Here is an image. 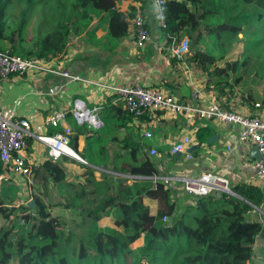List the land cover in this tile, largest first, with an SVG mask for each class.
Instances as JSON below:
<instances>
[{
  "label": "trees",
  "instance_id": "trees-1",
  "mask_svg": "<svg viewBox=\"0 0 264 264\" xmlns=\"http://www.w3.org/2000/svg\"><path fill=\"white\" fill-rule=\"evenodd\" d=\"M118 2L0 0V48L21 57L53 59L67 51L71 38L82 37L114 52L129 36L135 16L134 8L126 13ZM14 4L21 8L12 17L8 10ZM163 17L167 45L189 40L184 59L170 55L171 67L184 61L224 106L231 107L238 97L253 111L256 103L264 109V0H165ZM99 30L104 35L99 37ZM239 42L242 51L228 59ZM252 65L261 89L243 84ZM102 117L98 128L78 123L67 112L74 127L70 144L87 162L78 161L82 171L75 179H68L65 161L71 159L63 156L32 165L25 199L18 185L0 181V264H249L264 229L251 217L263 205V189L238 183L231 188L241 197L212 193L179 209L171 189L153 179L160 173L159 162L149 157L137 131H126L119 146L104 142V133L126 129L133 119L123 101L107 107ZM62 130L59 125L48 132ZM80 135L87 139L82 150ZM212 136L209 127L195 132L200 143H211ZM32 143L29 137L28 152ZM122 173L136 177L129 182ZM146 199L155 201L154 212ZM55 208L60 212L54 213ZM105 217H113L114 225H101ZM141 236L143 244L132 247Z\"/></svg>",
  "mask_w": 264,
  "mask_h": 264
},
{
  "label": "crops",
  "instance_id": "crops-1",
  "mask_svg": "<svg viewBox=\"0 0 264 264\" xmlns=\"http://www.w3.org/2000/svg\"><path fill=\"white\" fill-rule=\"evenodd\" d=\"M118 6L126 13L134 8L135 15L143 14L150 32V40L143 47L136 45L133 18L130 19L129 36L114 52L91 44L82 37L71 38L67 51L61 57H55L50 61L84 79L69 81L58 73L43 75L30 73L0 78V113L5 116L27 118L33 124L45 123V131L48 132L53 127L49 124V117L56 110L64 109L72 112V116L77 121L73 113L76 99L84 101L85 107L91 111L97 107V113L103 125L102 112L121 100L113 87L123 86L130 81L164 89L181 102L198 103L215 96L213 92L204 89V77L194 73L184 61L178 62L175 67L170 66V55L174 54L170 50L171 46L166 44V35L161 30L155 0H119ZM104 33V30H99L98 36ZM186 55L179 59H184ZM111 97H113L112 100H109ZM229 103L235 110L253 111L243 99L238 97L233 98ZM65 123L73 131L74 127L67 119ZM78 123L94 126L88 122ZM200 126L213 130L211 143H200L195 139V132ZM131 129L139 133L148 154L151 147H156L158 150L161 160L153 159L149 154L153 161H158V164L164 167V171L159 168L158 176L168 173L196 175L203 171H213L229 178L231 186L245 182L261 187L264 192V186L256 181L255 169L251 165H243V162L254 159L251 157L254 146L240 140L239 126L236 124H221L206 119L187 123L182 117L175 118L159 112L153 120L146 116L141 119V122L132 119L127 123L126 129H110L108 133L103 134L104 142L109 147L119 146L126 131ZM145 129L153 132L151 138L144 136ZM185 133L189 134L193 140L192 146L195 147H192L193 159L188 158L185 152H179L178 155L171 152L173 142ZM170 137L172 138L169 139ZM86 144V137L80 135L78 149L82 150ZM27 154L35 161V164L48 157L46 149L35 140L32 143V151H27ZM65 164L67 165L66 161ZM122 175L131 174L122 173ZM97 176H100V172H97ZM132 180L133 178H128L129 182ZM172 196L177 200L179 209L185 203L195 200L184 194L181 189L172 190ZM261 215H264V202L261 207L251 213L253 219L260 220L264 225ZM100 224L114 225V219L105 217ZM142 244L143 236L133 242L132 247ZM255 249L249 264H264V235L257 240Z\"/></svg>",
  "mask_w": 264,
  "mask_h": 264
},
{
  "label": "built area",
  "instance_id": "built-area-1",
  "mask_svg": "<svg viewBox=\"0 0 264 264\" xmlns=\"http://www.w3.org/2000/svg\"><path fill=\"white\" fill-rule=\"evenodd\" d=\"M159 16V24L164 25L165 0H155ZM136 29V45L143 47L150 40V32L146 26L143 14L137 13L133 17ZM170 50L178 58L183 57L189 51V40L183 37L179 43L170 47ZM51 59L36 57H21L0 48V78L5 79L11 75L23 76L25 74L43 75L46 73H58L69 81H79L84 78L63 69ZM114 91L123 101L124 107L132 114L135 121L141 122L143 117L153 120L157 114L165 113L172 117H182L187 123H193L198 119L214 120L221 124L233 123L239 126V138L241 141L253 146H258L260 157L251 161L243 162L244 166L251 165L255 169L256 181L264 186V109L256 103V110L252 112H241L224 106L215 96L203 102L187 103L181 102L174 95L158 87H149L139 82L130 81L123 86L113 87ZM97 107L91 111L85 107L84 101L75 100L73 109L74 116L78 122H88L91 125H102V119L97 113ZM67 110H56L49 117L51 126L63 127L62 131L51 134L45 131V123L35 124L27 118L14 115H2L0 113V160L3 171L0 181L7 180L20 187L22 192L23 182L27 186L31 184V167L35 164L27 154L28 138L31 137L45 149L48 157L55 160L63 156L75 157V150L71 146V127L66 125ZM144 136L151 138L153 132L145 129ZM193 140L187 133L174 141L171 152H185L187 157L193 159ZM150 156H159L156 147L149 149ZM80 156V155H79ZM87 163L85 159L75 157ZM160 170L164 171L163 165L159 164ZM135 178V175H126ZM155 181L161 180L166 187L172 190L181 189L189 197H202L216 192L233 194L229 179L213 171H203L196 175L168 173L154 175ZM29 192V190H28ZM23 193V192H22ZM164 221L169 217L164 216Z\"/></svg>",
  "mask_w": 264,
  "mask_h": 264
},
{
  "label": "rangeland",
  "instance_id": "rangeland-1",
  "mask_svg": "<svg viewBox=\"0 0 264 264\" xmlns=\"http://www.w3.org/2000/svg\"><path fill=\"white\" fill-rule=\"evenodd\" d=\"M19 1H24V0H19ZM20 8H21V5L14 4L8 10L9 15L12 16V17L16 16V14L18 13ZM242 49H243V44L241 42L236 43L234 48H233V50L229 53L228 59L237 58L238 55L240 54V52L242 51ZM253 68H254V66L252 65L251 67H249V68H247L245 70L243 84H244V86H255L256 88H258V89L260 88L261 89V87H258L259 86L258 82H256V80L253 79V77H254L253 73H252V69ZM171 138L172 137H170L169 139H171ZM26 152H27V148H26ZM152 158L156 159V160H161V156H158V155L152 156ZM70 159L71 160L68 159L66 161L67 165L65 164L66 168L68 170V179H75L81 173L82 168L80 167V165L78 163V161H80L79 159H77L75 157H71ZM72 159H74V160H72ZM80 162H82V161H80ZM229 181H230V179H229ZM230 185H231V181H230ZM22 192H23L22 195H23L24 199L29 196L27 186L24 184V182H23V186H22ZM146 202L149 203V205L151 206L152 211L154 212L155 211V201L150 200V199H146ZM53 212L54 213L60 212V209L59 208H55V209H53ZM261 216H263V219H264V215H261ZM109 221H111V219ZM3 223H4V221L1 219L0 220V225L3 224ZM106 223H107V221H106Z\"/></svg>",
  "mask_w": 264,
  "mask_h": 264
},
{
  "label": "water",
  "instance_id": "water-1",
  "mask_svg": "<svg viewBox=\"0 0 264 264\" xmlns=\"http://www.w3.org/2000/svg\"><path fill=\"white\" fill-rule=\"evenodd\" d=\"M179 154V152L178 153H176V155H178ZM251 157H253V158H259L260 157V152H259V149H258V146H254V148H253V150H252V154H251ZM216 194L218 195V196H221V192H216ZM232 195H236V196H238V197H241L239 194H237L236 192H233V194ZM198 199V197H195V200H197ZM29 203H30V205H33L34 206V200H30L29 201ZM264 235V229L262 230V232H261V236H263Z\"/></svg>",
  "mask_w": 264,
  "mask_h": 264
},
{
  "label": "bare ground",
  "instance_id": "bare-ground-1",
  "mask_svg": "<svg viewBox=\"0 0 264 264\" xmlns=\"http://www.w3.org/2000/svg\"><path fill=\"white\" fill-rule=\"evenodd\" d=\"M74 156H75V157H80L79 154H78L77 152H75V155H74Z\"/></svg>",
  "mask_w": 264,
  "mask_h": 264
}]
</instances>
